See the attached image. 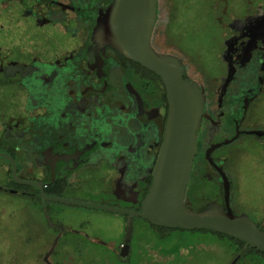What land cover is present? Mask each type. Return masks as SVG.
Instances as JSON below:
<instances>
[{"label": "flooded vegetation", "instance_id": "af4514ba", "mask_svg": "<svg viewBox=\"0 0 264 264\" xmlns=\"http://www.w3.org/2000/svg\"><path fill=\"white\" fill-rule=\"evenodd\" d=\"M101 1L0 0V155L12 158L20 181L41 185L47 197L91 203L88 197L100 194L122 202L116 208L139 212L168 103L155 76L111 47L90 49L92 16ZM151 45L180 59L184 79L205 94L185 201L204 202L206 183L211 192L205 200L226 208L223 174L232 213L264 231V187L248 193L241 183L248 158L264 174V0H158ZM0 174L7 181L0 192L23 201L27 227L38 233L29 254L44 264L68 257L83 264H159L155 252L171 264H186L184 249L165 251V234L143 219L133 218L126 242L125 215L122 238L113 244L57 222L45 220L44 228L38 218L60 208L37 187L17 183L1 156ZM137 229L152 238L143 242ZM88 246L103 247V255Z\"/></svg>", "mask_w": 264, "mask_h": 264}, {"label": "water", "instance_id": "95a60500", "mask_svg": "<svg viewBox=\"0 0 264 264\" xmlns=\"http://www.w3.org/2000/svg\"><path fill=\"white\" fill-rule=\"evenodd\" d=\"M157 11L158 0H102L92 16L94 24L89 38V46L93 51L103 53L106 47H111L124 58L154 73L165 87L168 115L164 138L150 189L139 212L47 197L41 185L19 180L12 158L0 156L10 161L12 177L17 183L37 187L42 192V198L47 201L128 216L126 242L131 237L133 218H140L152 225L169 229L216 231L264 253V232L246 217L236 216L230 210L229 186L223 174L225 210L214 203L200 212H192L185 206L187 184L197 151L198 132L205 116V94L201 87L184 79L185 67L180 59L153 49L151 37ZM45 216L50 223L48 215ZM241 254L231 264H236Z\"/></svg>", "mask_w": 264, "mask_h": 264}, {"label": "rangeland", "instance_id": "374dc122", "mask_svg": "<svg viewBox=\"0 0 264 264\" xmlns=\"http://www.w3.org/2000/svg\"><path fill=\"white\" fill-rule=\"evenodd\" d=\"M210 74L213 75V72ZM250 154H252V151ZM242 175V188H244L246 192L256 193L258 187H264V174H262L261 169H258L257 165L250 158H248L246 165L242 167ZM6 183L5 176L0 174V187H6ZM250 196L251 194H248L247 198ZM253 201L254 205L257 207L262 205L261 200L253 199ZM22 202L23 201L17 196L0 192V264H44L42 258H35V256L29 254L30 250H33V245L35 243L33 240L37 239L36 236L38 233L30 230V227H27V222L29 220H26L27 211H25V215L21 211ZM88 202L104 206L108 205L110 207L123 206L122 202L110 196H100V194L89 196ZM49 205L60 208L58 214H48L51 223L57 222L64 228L72 230L82 229L85 234L98 237L105 243H119L122 238L125 221V215L123 214L61 203H49ZM45 220H47L46 216H44V218H38L37 221L44 227ZM42 226L40 227L41 231ZM47 234L48 231L44 233V235ZM136 234H138V236L142 235L140 238H144L142 240L143 242L144 240H148V237L152 238L151 235H148L143 229H137ZM191 236L192 235L189 233H173L172 236L167 238V241H163L162 244L164 245L165 251H170L174 254L176 253L175 250L183 248V254L187 259L186 264H231L238 256L237 254L232 259L229 256L223 259L224 257H221L219 250L215 249V247L211 248L206 244H197V246L194 247H187L185 246L186 243H182V238L190 240ZM30 238L33 239L32 242ZM66 238L68 239L70 236ZM175 244L177 245L174 248ZM88 248H93V252H98L100 256L103 255L101 252L103 247L101 246H88ZM63 249L67 250L69 248ZM191 249L199 252L195 258L187 257V250ZM107 253L105 252V254L110 256L111 253ZM152 256L159 264H171L169 263L170 258L168 260L160 255L158 256L156 252L153 253ZM62 259L61 264H83V262L77 258L73 259L68 257L67 259ZM102 259L103 258H101V260ZM111 261L113 263L112 258Z\"/></svg>", "mask_w": 264, "mask_h": 264}, {"label": "trees", "instance_id": "16d2710c", "mask_svg": "<svg viewBox=\"0 0 264 264\" xmlns=\"http://www.w3.org/2000/svg\"><path fill=\"white\" fill-rule=\"evenodd\" d=\"M136 65H138V64H136ZM138 66H140V65H138ZM142 70L144 71V73H147V74L150 73L151 75L155 76L161 82V84L165 90V87H164V85H163V83L159 77H157L154 73H152V72H150L144 68H142ZM210 189H211L210 186L207 185L206 183L201 185L202 191H201L200 200H202L204 202H201L198 200L199 204H196V203L190 204L192 202L189 203L188 201H185V206L187 207V209L192 211V212H200L204 208H206L209 205V203L205 200V197L203 195L204 194L208 195L211 192ZM189 194H191L190 197H192V198H193V196H195V189L193 187H191ZM218 206H220V205H218ZM221 207L224 210L226 209L224 206H221ZM42 218H44V216H42ZM138 220H142V219L138 218ZM149 224H150V226H154L155 228L157 227L162 233L165 234V236L162 237V240H164V241L165 240L167 241V238H170L173 233H177V232L189 233L190 235H192L190 240L182 238V243H186L185 246H187V247H189V246L194 247V246H197V244H206V245L210 246L211 248L215 247V249L219 250V252L221 253V257L222 258L224 257L223 259H226L228 256L232 259L237 254L239 255L240 253H242L241 256L239 257L238 261L236 262V264H264V253L256 250L255 248L247 246L245 243L238 241V240L234 239L233 237H230V236L225 235L223 233H219V232L212 231V230H204V229L194 230V231H186V230H181V229H169V228H165V227L155 226V225H152L151 223H149ZM261 231H263V230H261ZM148 234H150V231H148ZM174 237H176V236H174ZM180 240H181V238H180ZM188 252H189V257H191V258H195L196 255H198V253H199L198 251L192 250V249L189 250ZM231 259H229V260H231ZM186 260L187 259L184 257V261H186Z\"/></svg>", "mask_w": 264, "mask_h": 264}]
</instances>
